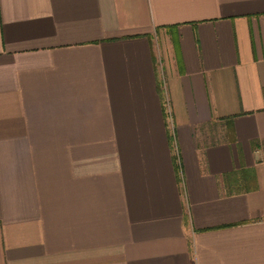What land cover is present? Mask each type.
Segmentation results:
<instances>
[{
    "label": "crops",
    "instance_id": "1",
    "mask_svg": "<svg viewBox=\"0 0 264 264\" xmlns=\"http://www.w3.org/2000/svg\"><path fill=\"white\" fill-rule=\"evenodd\" d=\"M0 264H264V0H0Z\"/></svg>",
    "mask_w": 264,
    "mask_h": 264
},
{
    "label": "trees",
    "instance_id": "2",
    "mask_svg": "<svg viewBox=\"0 0 264 264\" xmlns=\"http://www.w3.org/2000/svg\"><path fill=\"white\" fill-rule=\"evenodd\" d=\"M235 182L238 184V187H237L236 189H235V187H234V192H235V190H237V191H238V190H241L240 188L242 187V184H241L240 182L238 183V180H237V179L235 180ZM230 184H231V183L227 184V186H228V188H229L228 191H227L228 194H230V193L232 192V187H231Z\"/></svg>",
    "mask_w": 264,
    "mask_h": 264
}]
</instances>
